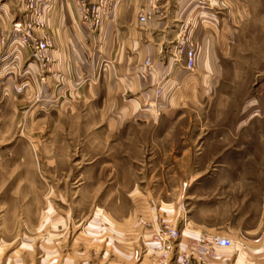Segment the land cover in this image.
<instances>
[{
  "label": "rangeland",
  "instance_id": "rangeland-1",
  "mask_svg": "<svg viewBox=\"0 0 264 264\" xmlns=\"http://www.w3.org/2000/svg\"><path fill=\"white\" fill-rule=\"evenodd\" d=\"M157 2L140 13L168 51L197 43L196 67L118 128L96 105L50 106L32 57L11 58L19 10L0 25V264H264V0Z\"/></svg>",
  "mask_w": 264,
  "mask_h": 264
},
{
  "label": "crops",
  "instance_id": "crops-1",
  "mask_svg": "<svg viewBox=\"0 0 264 264\" xmlns=\"http://www.w3.org/2000/svg\"><path fill=\"white\" fill-rule=\"evenodd\" d=\"M1 1L0 25H3L22 5L9 6ZM75 1L38 0L44 12L46 31L54 42L44 81L39 80V66L30 48L15 45L11 54L19 63L32 57L28 65L35 72L34 84L42 97L48 95L45 100L50 106L73 104L74 100L96 105L105 108L110 116L108 122L118 128L142 113V107L159 105L171 88L183 85L190 72L184 68L182 56L174 58L172 47L168 51L166 24L139 20L140 12L152 10L158 0H112L108 18L98 32L79 23ZM195 7L194 4L186 9ZM194 46L197 61L200 47L197 43ZM207 52L209 55L211 49L206 44ZM146 59L150 60L151 68L143 75ZM158 87L161 88L159 93ZM261 214L264 215V210ZM245 249L248 254H258L255 258L260 262L262 247Z\"/></svg>",
  "mask_w": 264,
  "mask_h": 264
},
{
  "label": "built area",
  "instance_id": "built-area-1",
  "mask_svg": "<svg viewBox=\"0 0 264 264\" xmlns=\"http://www.w3.org/2000/svg\"><path fill=\"white\" fill-rule=\"evenodd\" d=\"M23 1V10H19V14L11 20L10 37L16 45L30 48L33 51L34 57L40 65L38 75L44 81L45 76L43 74L51 62L49 51L53 48V38L46 31L44 12L38 4V0ZM112 3V0H76L75 7L79 23L90 31L98 32L108 18ZM147 19V13L139 15L140 22L144 23ZM7 39L8 35L2 36L0 43L4 44ZM179 41L172 55L174 58L182 56L184 58V68L192 71L195 69L196 62L195 46L189 37L185 35L182 37V41ZM150 68L151 62L146 59L142 74L145 75ZM160 91L161 88H158L157 92ZM178 235L179 232L175 227L164 226L157 231L156 239L161 243L170 242L174 241ZM213 245L216 248H229L232 245V239L225 236H215Z\"/></svg>",
  "mask_w": 264,
  "mask_h": 264
}]
</instances>
